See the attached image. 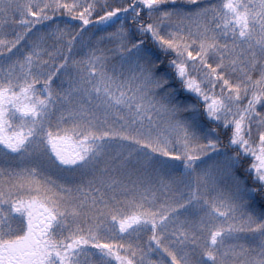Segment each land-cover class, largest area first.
Instances as JSON below:
<instances>
[{
    "label": "snow or ice",
    "instance_id": "6c2138e0",
    "mask_svg": "<svg viewBox=\"0 0 264 264\" xmlns=\"http://www.w3.org/2000/svg\"><path fill=\"white\" fill-rule=\"evenodd\" d=\"M0 264H264V0H0Z\"/></svg>",
    "mask_w": 264,
    "mask_h": 264
},
{
    "label": "trees",
    "instance_id": "16d2710c",
    "mask_svg": "<svg viewBox=\"0 0 264 264\" xmlns=\"http://www.w3.org/2000/svg\"><path fill=\"white\" fill-rule=\"evenodd\" d=\"M151 46V45H150Z\"/></svg>",
    "mask_w": 264,
    "mask_h": 264
}]
</instances>
